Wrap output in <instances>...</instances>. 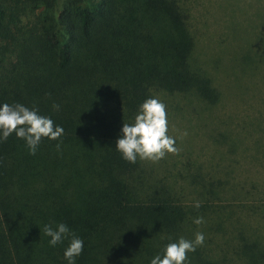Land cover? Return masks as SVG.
I'll return each mask as SVG.
<instances>
[{"label":"trees","instance_id":"obj_1","mask_svg":"<svg viewBox=\"0 0 264 264\" xmlns=\"http://www.w3.org/2000/svg\"><path fill=\"white\" fill-rule=\"evenodd\" d=\"M215 1L0 0V106L34 107L64 130L34 155L15 133L0 139V264H68V239L50 246L43 231L59 223L84 242L76 264H151L196 232L204 244L184 264H264V147L251 144H264V123L251 103L242 124L216 122L228 91L245 98L263 56L254 41L224 47ZM245 1L233 2L237 16ZM197 5L221 12L210 66L197 51ZM103 27L122 29L127 47L81 64L74 46ZM148 98L179 121L168 134L185 150L129 163L116 141Z\"/></svg>","mask_w":264,"mask_h":264},{"label":"clouds","instance_id":"obj_2","mask_svg":"<svg viewBox=\"0 0 264 264\" xmlns=\"http://www.w3.org/2000/svg\"><path fill=\"white\" fill-rule=\"evenodd\" d=\"M55 110L59 105L53 104ZM63 128L54 125L51 118L40 115L36 108H28L23 104L0 106V139L7 138L15 133L16 137L23 139L34 155L42 139L58 140L63 135ZM169 122L166 105L158 98H148L139 105L138 112L132 123H125L122 127V136L116 141L115 149L121 153L122 158L129 163H136L139 158L142 161L158 163L168 154H179L176 147V137L169 134ZM182 136H187L183 132ZM60 148V144L56 145ZM199 209L201 203L196 201L193 205ZM193 223L201 225L204 218H194ZM44 234L50 237L49 245L56 246L68 239V247L64 251V257L68 264H76L84 247L82 239L77 237L64 223H59L55 228L51 225L44 226ZM205 236L202 232H196L194 240L180 237L176 242L169 243L163 249L162 255H156L151 264H184L189 252H194L202 246Z\"/></svg>","mask_w":264,"mask_h":264},{"label":"rangeland","instance_id":"obj_3","mask_svg":"<svg viewBox=\"0 0 264 264\" xmlns=\"http://www.w3.org/2000/svg\"><path fill=\"white\" fill-rule=\"evenodd\" d=\"M215 2L217 7L222 11V14L221 12H216L211 6H206L205 8L197 5L193 10L192 24L193 27L199 31L196 33V37L198 42L197 51L200 55L201 62L210 66L212 65L210 62L213 63L214 59L219 57L217 55L219 47H216V42L210 37L216 39L215 35L219 31H222L221 21L218 20V17L221 15L226 37L224 47L241 50L243 47H246L245 45L250 46L254 41L252 47H257L258 53L263 56L260 62L255 59L252 61V63L256 65V68L259 67L258 71L260 72L253 73V78H250L253 85L252 88L244 94L246 95L245 98L239 99V95L236 94L235 96L234 91H228L226 97H224V103L221 109L218 110V119L216 122L221 124L224 118L225 123L232 121L231 125L237 126L251 118L253 110L256 111V115H253L254 120L259 124L264 123V4L262 0H246L244 4L240 5V10L238 12L240 15L237 16L236 3H233L235 0H216ZM219 13L221 15H219ZM121 30L115 27L112 29L105 27L98 28L90 39H84L74 46L77 47V59L81 64H85L88 62L90 63V57L94 59L97 54L103 58V61L110 59V54L114 52L118 55L122 47H127L122 37ZM108 47L114 48L110 49ZM247 48L249 49V47ZM120 53L119 57L122 58L124 54L122 51ZM223 57H227L228 62L231 63L229 60L230 54H224ZM224 81H226V78ZM222 85L224 84L222 83ZM239 92L237 88V93ZM249 103L252 105V110L248 107L250 105ZM190 105L192 106L191 103ZM196 117H198V115L195 110L186 113V118L188 119L196 120ZM168 122L169 125L174 126L175 123L179 121L170 120L168 117ZM251 144L255 149L264 147L262 143ZM178 149L180 150L179 154L185 150L183 147H178ZM179 154H173V156L178 158ZM170 155L172 154H169V156ZM157 173L164 174L165 172L159 170Z\"/></svg>","mask_w":264,"mask_h":264}]
</instances>
